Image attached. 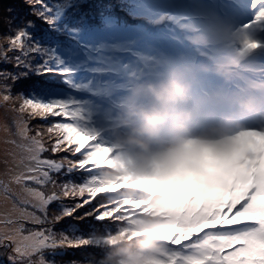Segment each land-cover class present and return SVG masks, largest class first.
Instances as JSON below:
<instances>
[{
  "label": "snow or ice",
  "instance_id": "1",
  "mask_svg": "<svg viewBox=\"0 0 264 264\" xmlns=\"http://www.w3.org/2000/svg\"><path fill=\"white\" fill-rule=\"evenodd\" d=\"M28 2L42 3V0ZM257 6L254 21L264 22V0H252V7ZM7 23L14 35L3 38L7 47L0 44V61L12 63L17 71L0 70V103L10 104L9 110L17 114L14 123L22 143L16 145L19 156L11 154L13 167L8 169L9 180L0 184L6 194L10 191L9 184L18 185L24 195H14L25 207L14 202L10 210L0 213V224L6 229L0 233V247L12 248L13 254L9 255L12 264H58L55 259L58 250L87 247L101 249L103 257L111 237L128 232L131 236L138 235L130 226L147 211L144 205L148 194L130 197L124 189L105 186L98 160L110 149L78 125L72 102L45 99L46 89L42 85H34L28 94H12L13 85L33 70L32 61L39 48L26 27H13L12 20ZM250 26L251 22L245 28ZM255 47V43L245 41L246 49ZM9 53L17 54L9 56ZM35 68L39 75L42 66ZM37 119L49 123L38 126L35 134L30 135L29 121ZM49 151L59 158L44 157L43 153ZM74 175L81 177L79 182L72 179ZM48 187L52 189L50 194L43 190ZM68 199L76 203L69 207L63 203ZM53 204L59 207L52 209L53 215L49 216ZM67 218L77 222L93 218L102 227L93 225L85 235L77 223H72L67 232H56L54 226ZM190 221L189 215L176 219L174 234L168 237V259L161 264H264V174L248 176L226 196L217 197L197 222ZM26 223L38 227L26 229ZM45 253L53 258L49 259ZM101 258L88 257L83 264H101ZM71 264L81 262L73 260Z\"/></svg>",
  "mask_w": 264,
  "mask_h": 264
},
{
  "label": "rangeland",
  "instance_id": "2",
  "mask_svg": "<svg viewBox=\"0 0 264 264\" xmlns=\"http://www.w3.org/2000/svg\"><path fill=\"white\" fill-rule=\"evenodd\" d=\"M239 1L243 8V11L239 10L242 14L240 16L233 13L236 6L232 4L223 8V12L228 13L227 16H221L218 12L213 11V6H204L199 13L211 11L207 13V20L190 18L183 25L176 22L177 28L169 25L165 30L142 32L138 28H144V26L139 24L112 27L91 38L83 39V36L80 38L77 34L76 36L71 35L76 40L75 46L78 48L62 54V50H57L58 53L55 52V45L59 44L61 47L69 44L70 37H61V34L66 35L71 31L68 17H71L73 7L82 4L88 7L87 0H42V3L39 4L29 3L28 0L15 2L14 0H0V44L7 47V44L2 42L3 38L14 35L12 31L6 33L9 29L7 20H12L13 27H17L18 23H20L18 27H26L32 42L38 46L39 51L35 53L33 61L36 62V65L42 66L40 73L44 72L43 68L54 71L60 67L56 60H52V58H56L57 54L65 59L73 70V74L68 78L74 85L73 90H66L65 94L57 91L46 92L44 98L72 102L77 112L78 125L84 131L94 135L104 145L115 143L116 131L119 127L117 116L122 111L124 102L129 97L130 89L134 85L156 80L169 67L187 68L189 69L187 77L192 83L194 98V102L190 106L194 116L187 127L190 134L200 135L222 116L235 111L237 109L236 101L242 95L241 83L232 77L226 80L223 76L218 75L215 71L217 67H222L225 63L232 64L240 59L239 68L249 70L252 75H249L250 79L248 78L246 81L245 77H242V81H245V93L248 97L255 96L264 99V22L254 21L259 6L253 8L252 0ZM16 3H19L23 9L22 15L18 19L9 13L14 14ZM176 6L174 5L176 10L179 9L178 13L182 15L186 13L184 3H179ZM92 10L97 9L92 6L91 10H86L88 16L85 18L86 13L82 9L78 17L72 20L79 25L83 23L81 20L84 18L86 27L90 26L88 22L90 24L91 22L99 23L101 14L94 15ZM29 21H31L30 27H28ZM250 22L251 26L245 28V25H249ZM229 25L230 28H228ZM226 28H228L227 32ZM203 36H207L210 40L207 45L194 40L195 37ZM249 39L258 41L260 47L255 50H247L245 41ZM81 40H83V46ZM85 44H87L86 48L83 49ZM14 54L9 53V56ZM205 66L209 69L207 70L209 74L199 73V70ZM0 70L17 71L12 63L3 62L0 65ZM47 75L50 81L57 84H62L65 81L63 78L55 80V77ZM198 78L200 79L197 80ZM26 80L28 79L24 78L23 83ZM251 86H257L258 90H251ZM12 88L14 96L23 92L20 85H13ZM25 89L27 90V84ZM226 89L230 91V95L227 97L223 95ZM204 97L209 99H204ZM139 102L143 103L144 101ZM208 107L212 109L211 114L208 118H204L203 112ZM10 108V104L0 103V112L4 111L7 114L4 122H9L13 118L12 111L5 110ZM14 116L18 118L17 114ZM63 119L65 122L70 121V118ZM12 123H1L0 125V181L4 182L9 180L8 169L13 167L11 154L16 153L18 157L20 149L16 145L22 143L21 138L17 135L16 125H12ZM47 123L49 121L29 125L32 129L30 135L35 134L38 126ZM8 126L11 128L9 129ZM249 126L262 127L264 124L257 121L249 123ZM119 131L120 134H126L125 129H119ZM8 137L16 142L15 144L11 142L9 149L6 146ZM87 143L93 142L88 141ZM60 155H64V153ZM44 157L59 158L53 157L50 151L45 152ZM8 186L10 191L6 194L4 185L0 184V213L10 210L14 202L19 207H25L14 195V193L24 195L19 186L15 184ZM6 195L11 198L7 199ZM0 226H2L0 233L5 232V226L3 224ZM35 227L38 226L34 225L30 228ZM9 253L4 251V256L7 257L9 263H12L9 260Z\"/></svg>",
  "mask_w": 264,
  "mask_h": 264
},
{
  "label": "clouds",
  "instance_id": "3",
  "mask_svg": "<svg viewBox=\"0 0 264 264\" xmlns=\"http://www.w3.org/2000/svg\"><path fill=\"white\" fill-rule=\"evenodd\" d=\"M194 40L210 42L207 36ZM248 41L257 47L247 50L260 47L258 41ZM188 71L169 67L156 80L134 85L117 116L115 143L106 145L110 151L98 160L101 175L106 187L124 189L130 197L147 193V211L130 226L138 235L109 239L101 264L166 262L168 237L179 216L189 215L195 223L217 197L253 173L264 174V126H249L250 121L264 124V99L240 98L235 111L192 135L187 127L194 116ZM215 71L231 78L226 67Z\"/></svg>",
  "mask_w": 264,
  "mask_h": 264
},
{
  "label": "trees",
  "instance_id": "4",
  "mask_svg": "<svg viewBox=\"0 0 264 264\" xmlns=\"http://www.w3.org/2000/svg\"><path fill=\"white\" fill-rule=\"evenodd\" d=\"M17 0H14V2ZM22 1V0H20ZM89 4L88 7H85L84 4L73 7L72 12H71V17L69 18L70 22V28L71 31L69 33L61 34V37H70V42L67 46H59V44L55 45V52L57 50H62L61 53H65L67 51L75 50L78 47L75 46V39L71 36L76 34L81 38L83 36V39L88 37L91 38L93 35L98 34L99 32L107 29H111L112 27H125L129 25H143L144 28H138L140 31H149V32H154L160 30H165L166 28L169 27V25L176 26V22L181 23L180 25H183L185 23L186 17L188 18H196L199 20L198 13L199 11L204 7V6H213V11L218 12V7L217 3L221 4L222 6L226 5V1L224 0H127V1H121V0H87ZM179 3H184V8L187 10V16L185 14L178 13L179 9L176 10L174 5L176 6ZM39 4V3H38ZM79 5V4H78ZM94 6L97 10H92L91 12L94 15L101 14V19L98 22H88L90 25L89 27L85 26L84 18H82L81 24L77 25L76 21H73L72 19H75L78 17L79 12H81L82 9H84V12L86 13L85 18H87L88 13L86 10H91V7ZM177 7V6H176ZM15 12L12 14L11 12L10 15H14L15 19L19 18L22 15L23 9L20 7L19 3L15 4ZM212 11V12H213ZM192 12L191 14H188ZM211 12V11H208ZM207 12V13H208ZM206 12H202L204 17L208 18ZM69 16V15H68ZM82 16V15H81ZM222 16V15H221ZM84 17V16H83ZM20 23H18L16 26L18 27ZM103 27V28H102ZM88 28V29H85ZM177 28V26H176ZM10 33V30L8 29V32ZM4 43V39L2 40ZM1 42V43H2ZM83 40H81V45H82ZM87 43V42H86ZM84 45V44H83ZM82 45V46H83ZM86 45L83 47L86 48ZM82 48L80 51L82 52ZM79 51V52H80ZM15 53L14 55H16ZM12 55V56H14ZM52 60H56L57 64L60 66L56 68L54 71H48V72H41L39 75L35 74L37 72L35 66L36 62L32 61L33 63V70L29 73V76L26 77V80L23 83V79L20 81L16 82L14 85H20L21 90L25 92V94H28L32 91V87L34 85H42L46 89L47 93H52L53 91H57L58 93H64L66 90H73V83L68 80L70 76L73 74V70L68 66L66 63L65 59H62L61 57L56 55V58H52ZM2 64V61L0 62V65ZM51 75L55 77V80L58 79H65V81L62 84H57L55 82H52L48 79V75ZM8 83H11V81H8ZM22 84V85H21ZM27 84V90L25 89V85ZM12 90H14L12 88ZM13 92V91H12ZM65 94V93H64ZM7 111V109H5ZM9 112H11L9 110ZM12 113V120L10 122H14L15 119H17L14 114ZM1 118V116H0ZM47 122L45 120H30L29 125H32L33 123L36 122ZM14 125V123H13ZM10 128V126H8ZM11 137L7 139L6 146L7 149L9 148V144L12 142ZM45 153H43V156ZM80 176L79 175H74L72 179L76 180L77 182L80 181ZM63 179H67V177H64ZM35 186V185H32ZM46 193L51 192V187L43 189ZM63 203L67 206H72L74 203H76L75 200H65ZM58 205L53 204L49 208V216L53 215L52 209H57L58 210ZM31 210V209H29ZM87 210V209H85ZM84 210H81L80 214H83ZM39 214V213H38ZM72 223H77L78 227L80 228L81 232L85 235H87L91 231V226L95 225V227L100 228L102 227L101 224L96 222L93 218H89L87 221L84 222H77L73 220L72 218H67L66 220L60 222L59 224H56L54 226V230L56 232H67L69 229V225ZM34 225L30 223L25 224L26 229H32L30 227H33ZM71 234V233H69ZM80 234V233H77ZM4 251L10 252L9 255H12V248L11 247H0V255L1 261L0 264H12L8 262L7 257L4 256ZM8 255V254H7ZM8 255V256H9ZM46 256H48L47 253H45ZM103 255V251L99 248L95 247H87V248H82V249H67V250H58L57 255L55 259L58 261V264H71V261L76 260L80 261L81 264L86 260L88 257H95V258H101ZM49 259H52L53 257L48 256Z\"/></svg>",
  "mask_w": 264,
  "mask_h": 264
},
{
  "label": "bare ground",
  "instance_id": "5",
  "mask_svg": "<svg viewBox=\"0 0 264 264\" xmlns=\"http://www.w3.org/2000/svg\"><path fill=\"white\" fill-rule=\"evenodd\" d=\"M199 76H200V75H199ZM199 79H200V78H198L197 80H199ZM7 112H9V110H7ZM0 116H1V118H0V121H1V122H0V125H1V123H2V124H4V123H12V122H10V121H9V122H4V121H5L4 119L7 117V114H6L4 111L0 112ZM12 125H13V123H12ZM14 125H15V124H14ZM10 128H11V127H10ZM10 128H9V129H10ZM8 149H9V148H8ZM0 227H2V226H0Z\"/></svg>",
  "mask_w": 264,
  "mask_h": 264
}]
</instances>
